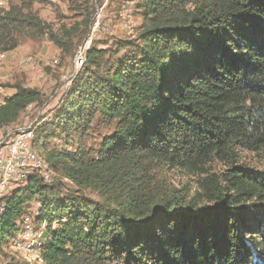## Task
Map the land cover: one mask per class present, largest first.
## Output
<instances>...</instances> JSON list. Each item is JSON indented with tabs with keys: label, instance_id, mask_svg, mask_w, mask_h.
<instances>
[{
	"label": "trees",
	"instance_id": "obj_1",
	"mask_svg": "<svg viewBox=\"0 0 264 264\" xmlns=\"http://www.w3.org/2000/svg\"><path fill=\"white\" fill-rule=\"evenodd\" d=\"M137 1V37L86 47L60 107L34 125L32 144L59 180L34 175L0 197V252L38 204L42 264H264V171L236 164L239 151L264 150V0ZM17 5L0 13L1 52L18 44L11 30L77 47L78 33ZM10 86L0 128L41 99ZM58 137L71 148L49 146ZM213 160L227 168L222 185L201 183L207 207L201 192L157 188L147 168L196 174Z\"/></svg>",
	"mask_w": 264,
	"mask_h": 264
},
{
	"label": "rangeland",
	"instance_id": "obj_2",
	"mask_svg": "<svg viewBox=\"0 0 264 264\" xmlns=\"http://www.w3.org/2000/svg\"><path fill=\"white\" fill-rule=\"evenodd\" d=\"M14 4L22 6L24 12L30 11L42 22L49 24L53 31L68 29L78 33L80 39L76 41L77 47L72 53L63 52L46 36L31 37L11 30L12 34L17 36L18 44L11 50L0 51V101L13 92L10 85L15 82L35 87L41 92L38 103L30 105L21 112L16 122L4 128V131L11 130L13 133L20 128L33 130L34 125L52 119L79 70L80 62L78 65L74 64V58L80 47H88L94 43L99 47L112 48L114 43L135 39L145 25L141 15L143 9L137 0H0V13ZM1 131L3 132L0 130V133ZM106 131L100 129L89 143L96 146L98 135ZM49 146L71 148L62 137L50 138ZM35 147L38 151H43L40 145ZM237 154L238 166L264 171V150L257 153L242 150ZM147 168L151 183L157 188L178 189L188 197L201 192L200 206L207 207L212 206L214 202L201 188V183L209 182L208 178L211 177L214 180V183L209 184L211 189L215 184L222 185V175L227 167L222 162L213 160L204 167V171L196 174L185 169L172 168L160 161H150ZM54 174V181L59 180L58 174ZM62 181L66 186L74 188L69 181ZM17 186L19 185L12 188ZM92 196L97 198L94 193ZM37 206L38 204H33L27 215L33 225L39 228L33 218ZM43 236L45 240L48 239L45 232ZM0 264L40 263L27 260L5 243L0 252Z\"/></svg>",
	"mask_w": 264,
	"mask_h": 264
},
{
	"label": "built area",
	"instance_id": "obj_3",
	"mask_svg": "<svg viewBox=\"0 0 264 264\" xmlns=\"http://www.w3.org/2000/svg\"><path fill=\"white\" fill-rule=\"evenodd\" d=\"M78 51H86V46L80 47ZM77 62V52L74 64ZM8 130L0 133V196L7 188L17 184V176L20 173H38L43 183H53L47 174L37 166L31 157V133H25V128ZM13 133V134H12ZM32 231V236L34 231ZM24 246V244H18Z\"/></svg>",
	"mask_w": 264,
	"mask_h": 264
},
{
	"label": "bare ground",
	"instance_id": "obj_4",
	"mask_svg": "<svg viewBox=\"0 0 264 264\" xmlns=\"http://www.w3.org/2000/svg\"><path fill=\"white\" fill-rule=\"evenodd\" d=\"M87 47V46H86ZM81 55L82 51H77V62H80L81 64ZM79 64V63H78ZM77 64V65H78ZM1 91V90H0ZM4 100V99H2ZM1 103V101H0ZM8 127V126H7ZM7 127H1L0 130L4 131V128ZM8 131V130H6ZM2 132V131H1ZM32 132L33 130L31 128H25V133H31V139H32ZM31 141V157L34 159V161L37 163V166L42 168V170L47 174L50 180H55V174L51 167L49 166L48 162L44 159V156L41 154L42 152L38 151L36 147L32 144ZM37 176L39 177L38 173H20L17 176V184L21 185L27 182V180L31 176ZM49 184V183H45ZM13 187V186H12ZM11 188H7L2 192L3 196L6 194ZM0 196V197H1ZM2 209V206L0 204V210ZM22 221L20 224L19 230L14 233L8 240L7 244L16 252L24 256L27 260H36L40 264H42L43 260L40 255L41 247L45 243V235L44 234V225H41L39 228H36L33 223L31 222L28 215L22 217ZM33 221V220H32ZM36 230L34 231V235L32 236V231L30 230ZM18 244H24V246L18 245Z\"/></svg>",
	"mask_w": 264,
	"mask_h": 264
}]
</instances>
